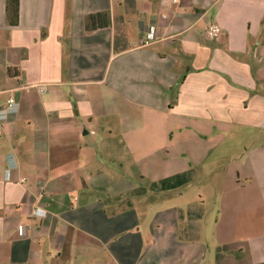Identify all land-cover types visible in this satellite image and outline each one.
Listing matches in <instances>:
<instances>
[{"label":"crops","instance_id":"obj_1","mask_svg":"<svg viewBox=\"0 0 264 264\" xmlns=\"http://www.w3.org/2000/svg\"><path fill=\"white\" fill-rule=\"evenodd\" d=\"M5 3L0 264H264V0Z\"/></svg>","mask_w":264,"mask_h":264},{"label":"rangeland","instance_id":"obj_2","mask_svg":"<svg viewBox=\"0 0 264 264\" xmlns=\"http://www.w3.org/2000/svg\"><path fill=\"white\" fill-rule=\"evenodd\" d=\"M229 131V130H228ZM236 131L233 130L231 133H227L225 136V141L222 146L217 147L211 153L209 159L213 161L214 166L225 168L228 167L230 163H234L235 160H238V153L235 152L237 146L236 145H247L249 139L245 137H239L235 135ZM222 151V152H221ZM219 173H222L219 171ZM205 179V178H204ZM210 176L206 181H209ZM198 181V180H197ZM198 183V182H197ZM200 184H195V187H199ZM210 186H208L209 188ZM193 207L196 212H201L205 216L199 222L200 224L207 225L209 224L214 226L216 224V220L218 219V210L220 209V200L215 199L214 197L205 196L203 200L195 201ZM204 226L202 234L208 231V227Z\"/></svg>","mask_w":264,"mask_h":264},{"label":"built area","instance_id":"obj_3","mask_svg":"<svg viewBox=\"0 0 264 264\" xmlns=\"http://www.w3.org/2000/svg\"><path fill=\"white\" fill-rule=\"evenodd\" d=\"M219 31V28L211 24L208 28V33L211 36H215ZM154 31L152 27H149L143 34L141 35V45H149L153 39ZM19 110V103L14 96H8L6 100L0 104V130H2L4 123L8 120L9 116L17 113ZM39 208L34 209V213L37 214ZM20 234L22 233V228L19 229Z\"/></svg>","mask_w":264,"mask_h":264},{"label":"trees","instance_id":"obj_4","mask_svg":"<svg viewBox=\"0 0 264 264\" xmlns=\"http://www.w3.org/2000/svg\"><path fill=\"white\" fill-rule=\"evenodd\" d=\"M5 14L9 24H15L18 18V0H6L5 3ZM191 174L181 173L174 175L168 179L160 181L156 186H151L153 189H169L177 187L189 180Z\"/></svg>","mask_w":264,"mask_h":264}]
</instances>
